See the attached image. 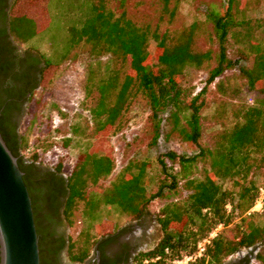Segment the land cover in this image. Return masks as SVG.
I'll return each mask as SVG.
<instances>
[{"label":"trees","instance_id":"1","mask_svg":"<svg viewBox=\"0 0 264 264\" xmlns=\"http://www.w3.org/2000/svg\"><path fill=\"white\" fill-rule=\"evenodd\" d=\"M18 1L10 11V33L18 42L28 43L46 30V23L38 9L35 17L16 15L14 8ZM26 1L29 6L37 8L49 0ZM171 1L162 0L165 12H168ZM71 2L78 10L81 4ZM234 2L228 0L224 11H205V20L211 24L218 42V52L216 65L210 70L198 94H194L195 88L181 86L185 68L201 69L213 59L210 50L195 48L197 23L175 34H160L149 24H138L128 18L125 11L116 14L105 6L103 0H91L87 15L70 23L63 57L66 58L71 49L83 42L89 47L88 56L91 59L87 65L83 104L90 117L86 126L93 131L88 148L78 154L68 176L63 175L59 162L48 173L36 177L26 173V169L42 167L36 153L38 147L23 140L22 136L16 143H10L0 130L3 141L17 158L20 171L24 174L23 181L31 198L38 235L40 264L46 261L42 224L47 219V211L50 213L54 207L59 183L65 185L63 215L66 221L71 225L78 214L82 223L76 239L70 243V252L75 261L90 254L98 237L116 231L97 236L100 231L97 221L103 208L113 207L132 221L140 220L148 214L153 199L160 197L166 188L175 190L180 181H183L182 187L189 192L188 195L183 203H169L161 208L156 221L163 236L153 249L140 252L133 264H171L184 255H192L197 251L198 244L219 226L221 229L205 245L203 255L190 264H226L227 259L241 249L258 245L261 246L255 259L259 264H264V226L256 223V219H264V210L262 213L248 214L259 196L260 188L249 179V175L264 167V96L255 97L248 106L245 105L246 108L236 113L240 123L217 131L211 147H203L199 143L202 103H198V99L207 85L220 79L226 71L240 69L239 62L242 61L244 68L240 71L247 80V89L254 92L259 86L264 92V51L260 52L257 44H252L249 29L240 41L250 44L253 55L235 61L227 57L226 43L232 30L239 26L246 28L249 23L235 19ZM123 4L124 0H121L120 5ZM172 11H169V15H172ZM105 55H110L114 62H120L122 67L107 68L104 72H100V67L95 70V66H105L101 62ZM49 66L55 69L53 64ZM46 81L49 82L50 77ZM138 96L146 99L151 116L157 123L155 140L159 136V127L168 125L167 138L177 137L182 143L198 149L194 156L169 151L157 159L169 183L160 184L154 195L147 192L149 165L146 161L135 159L127 162L109 186L98 185L103 178L111 175L114 163L110 150L104 155L97 153L105 152L108 138L125 129L128 124L126 114ZM71 129V136L62 141L64 148L75 136L83 134L76 127ZM198 159L204 164L202 176L189 178ZM225 182H231V189L225 188ZM105 223L115 227V223L109 220H102L99 224ZM249 261L250 258L245 257L233 264H249Z\"/></svg>","mask_w":264,"mask_h":264},{"label":"rangeland","instance_id":"2","mask_svg":"<svg viewBox=\"0 0 264 264\" xmlns=\"http://www.w3.org/2000/svg\"><path fill=\"white\" fill-rule=\"evenodd\" d=\"M24 1H18L14 12L16 15L35 17L34 13L38 9V13L44 16L46 30L35 38V43L38 46L43 43L42 51L52 59L55 69L50 68V71L45 74L41 88L34 93L27 115L20 127V134L23 140L34 143L38 147L36 153L39 156V162L50 168L60 162L63 175L68 176L78 154L88 148L93 136L90 126H88L89 128L86 126L87 121L90 120L89 114L83 107L87 65L91 59L88 56L89 47L83 42L71 49L66 58L63 57V51H66L68 40L67 28L73 19H81L87 15L86 12L91 7V0H73L81 4L78 6V10L71 0H49L39 4L37 8L29 6L27 1ZM103 1L105 6L110 10L113 9L116 14L125 11L128 18L138 24H149L160 34L165 32L175 34L192 23H197L199 27L196 32L195 48L200 51L210 50L213 59L207 64V67L201 69L185 68L181 86L186 89L193 88L194 90L195 88L194 94L199 93L204 87L210 70L216 65L215 57L218 52V42L213 34L211 24L205 20V11L207 9L224 11L228 0H172L168 5V12L164 11L162 0H124L123 5H120L121 0ZM171 10L174 11H172V15H169ZM233 13L236 20H244L249 23L246 28L239 26L232 30L226 43L228 59L235 61L240 57L253 55L250 51V44L240 41L247 29L252 32V44H257L256 48L260 52L264 51V0H235ZM236 36L238 38H235ZM111 59L110 55L102 57L101 62L105 66H95V70L100 67V72H104L107 68L122 67L120 62L117 63ZM239 68L226 71L220 79L207 85L198 99V103H202L199 143L203 147H211L213 136L217 131L231 128L240 123L241 120L237 118L236 113L246 108L245 105L248 106L255 97L264 96V92L262 89L260 90L259 86L254 92L247 89V80L240 71L241 68H244L242 61L239 62ZM49 77L50 81L47 82ZM151 114L144 97L138 96L131 103L126 114L128 124L125 129L108 138L105 152L97 153L104 155L108 154L110 150L114 163L113 172L103 178L99 182V186H109L127 162L135 159L146 161L149 165L146 186L148 194L154 195L160 184L169 183V179L157 162L158 158L169 151L184 156L197 154L198 149L195 146L182 143L177 137L167 138L166 135L170 130L168 125L159 127V136L155 140L157 123ZM73 127L78 128L83 134L75 136L68 147L64 148L62 141L71 136ZM194 165L189 178L198 179L202 176L201 171L204 164L198 159ZM249 179L253 180L256 186L264 187V167L252 171ZM182 184L183 181H180V185L175 190L164 189L160 197L153 199L149 204L148 214L145 216V234L148 243L142 247L144 251L153 249L163 236L156 221V216L161 208L169 203H183L188 195L189 192L183 189ZM224 184L225 188L231 189V182ZM102 220L114 222L115 227L107 223L99 224ZM97 222H99L98 227L100 228L97 236L134 224L129 217L113 207L103 208ZM256 223L264 226V219H256ZM81 228V219L76 214L69 229L71 240L76 239ZM260 246L241 249L229 257L226 264L242 260L245 257L250 258L249 264H258L254 261V257Z\"/></svg>","mask_w":264,"mask_h":264},{"label":"flooded vegetation","instance_id":"3","mask_svg":"<svg viewBox=\"0 0 264 264\" xmlns=\"http://www.w3.org/2000/svg\"><path fill=\"white\" fill-rule=\"evenodd\" d=\"M15 1L0 0V130L13 144L21 138L20 127L28 107L53 62L40 48L42 45L36 46L35 39L20 43L11 35L10 11ZM51 170L42 165L41 168L28 167L26 173L40 177ZM61 183L56 189L54 207L50 213L47 211V219L42 224L45 264H133L148 243L145 217L111 235L98 237L86 258L72 259L70 224L63 215L65 185Z\"/></svg>","mask_w":264,"mask_h":264},{"label":"water","instance_id":"4","mask_svg":"<svg viewBox=\"0 0 264 264\" xmlns=\"http://www.w3.org/2000/svg\"><path fill=\"white\" fill-rule=\"evenodd\" d=\"M0 135V264H40L31 198Z\"/></svg>","mask_w":264,"mask_h":264},{"label":"built area","instance_id":"5","mask_svg":"<svg viewBox=\"0 0 264 264\" xmlns=\"http://www.w3.org/2000/svg\"><path fill=\"white\" fill-rule=\"evenodd\" d=\"M227 209H229V206H227ZM263 210H264V187H260L259 196L256 199L254 206L249 210L248 214L262 213ZM220 229L221 226L215 229L206 240H203L201 243H199L197 246V251L194 254L184 255L181 258L172 261L171 264H190L194 262L196 259L200 258L204 253L205 245L209 243V240L213 238L216 235L217 231H219ZM254 261H256L255 257H254Z\"/></svg>","mask_w":264,"mask_h":264}]
</instances>
